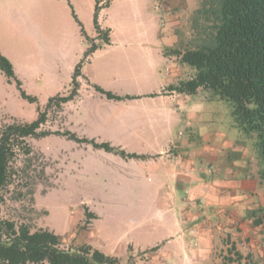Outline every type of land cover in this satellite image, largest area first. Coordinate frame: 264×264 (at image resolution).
Masks as SVG:
<instances>
[{"label":"rangeland","instance_id":"374dc122","mask_svg":"<svg viewBox=\"0 0 264 264\" xmlns=\"http://www.w3.org/2000/svg\"><path fill=\"white\" fill-rule=\"evenodd\" d=\"M136 1L116 0L110 9L112 17L98 13L100 28L110 29V36L113 31L115 39L124 33H138L141 27L131 19ZM97 2L99 7H104L109 0ZM143 2L139 0L141 5ZM185 2L184 11L169 10L168 14L176 23L172 25V33L181 38L174 47L179 50L193 46L207 27L196 18L200 0ZM95 3L96 0H76L74 5L70 0H0V53L12 64L14 72L15 69L19 72L20 77H16L22 83V90L36 98L35 103L22 98L17 85L9 83L0 71V124L13 120L32 122L50 98L69 94L72 70L83 60L85 52L96 45L92 39L97 34ZM142 14L147 15V10H142ZM93 66H97L96 62ZM45 71L51 75L44 74ZM80 71L77 81L90 82L89 70L82 65ZM114 72L111 79L118 80L128 70L118 67ZM115 79L104 82L108 89H103L120 94L124 91ZM86 94L83 88L81 97L77 99V93L73 99L77 100H71L73 103L54 105L40 128L49 134L27 138L29 154L23 150L17 152L12 162L11 183L0 202V231H4L5 222L24 224L32 232L45 229L59 235L61 247L66 250L89 245L116 257L120 264H135V258L143 263L145 254L152 250L137 252L133 248L160 239L157 246L163 250L161 238L170 224L165 215L155 217L164 210L160 190L164 191L168 185L175 196L183 195L174 185H169L164 170L155 176L147 173L151 166L145 163L148 158L145 153L165 141L163 132L158 123L152 128L153 123L145 114H130L121 105H105L102 96L88 98ZM201 94L207 99L202 90L193 98L199 100ZM200 105L201 114L192 122L194 131H209L210 136L215 131L222 132L227 139L253 147L252 138L243 136L233 126L227 102L212 100ZM67 131L139 157H122L90 144L77 143L64 136ZM154 133L159 135L158 139L152 136ZM185 134L184 130H176L171 145L180 144ZM200 141V138L196 140ZM88 213L95 218H89ZM261 217L264 222V215L259 214L258 219ZM256 220L251 228H257ZM245 246L244 250L234 248L231 253L218 249L214 251V259L217 264H264V230L258 227L256 236L249 235Z\"/></svg>","mask_w":264,"mask_h":264},{"label":"crops","instance_id":"0c3cea01","mask_svg":"<svg viewBox=\"0 0 264 264\" xmlns=\"http://www.w3.org/2000/svg\"><path fill=\"white\" fill-rule=\"evenodd\" d=\"M115 1L109 0L106 6L100 7L99 14L111 16L110 9ZM143 1L142 5L136 1V11L131 18L141 27L138 33H124L115 39L111 31L108 44L97 38V34L92 37L97 49L82 64L89 70L90 82H78L77 99L85 88L88 98L99 95L104 97L103 103L107 106L121 105L130 110V114H145L151 119L152 128L158 123L163 132L161 136L165 141L145 153L148 157L145 163L151 166L147 173L155 176L164 170L169 185H174L183 195L175 196L168 185L164 191L160 190L164 210L157 212L155 217L165 215L170 221L161 238L163 250L157 246L160 239L143 243L136 247L138 249L132 246L137 252L152 250L145 254L143 263L135 258V264H217L214 251L221 248L230 253L234 248L244 250L248 236H256L258 227L264 230L263 218L258 219L259 214L264 215L261 165L248 142L246 145L236 139H227L218 131L210 136L209 131L192 129V122L201 114L200 104L209 100L205 94H201L199 100L193 98L199 96L201 90L191 96L166 91L169 85L192 78L194 72L181 63L180 57L164 54L165 50L173 49L181 42V38L172 33V25L176 23L168 16L169 10L184 11L186 2ZM75 2L70 0L73 5ZM142 10H147L148 14L143 15ZM113 54L116 56L107 58ZM95 62L96 67L93 66ZM118 67L125 68L128 73L118 80L111 79L112 72ZM99 71L102 76H98ZM14 74L20 77L16 69ZM44 74L51 75L48 71ZM113 79L122 85L124 92L113 93L122 100H109L94 89V85L108 89L103 83ZM100 100L103 99L100 97ZM179 129L187 134L182 136L180 144L172 146L171 137ZM152 136L159 137L157 133ZM196 138L201 139L200 143ZM256 218L257 228H251Z\"/></svg>","mask_w":264,"mask_h":264},{"label":"trees","instance_id":"16d2710c","mask_svg":"<svg viewBox=\"0 0 264 264\" xmlns=\"http://www.w3.org/2000/svg\"><path fill=\"white\" fill-rule=\"evenodd\" d=\"M99 11L100 7L96 2L94 26L97 38L108 44L110 31H102L100 28L97 22ZM196 13V18L199 17L207 27L195 39L194 45L185 50L171 48L164 52L165 55L180 57L181 63L194 70V75L188 80L169 85L166 91L191 96L202 90L209 101L227 102L233 126L243 136L253 140L254 152L261 165L260 179L264 183V0H200ZM196 21L197 19L194 22ZM81 33L84 35L82 27ZM96 49L97 46L92 45L85 52L83 60L76 65L68 95L50 98L46 107L38 110V116L32 122L13 120L8 124H0V202L4 190L11 183L12 162L17 152L23 150L24 154H29L30 147L26 139L49 134L40 131L47 121L48 111L54 105L61 107L77 96V78L81 75V66ZM0 71L9 83L17 85L22 98L31 103L36 102V98L22 90L12 64L1 53ZM94 89L109 100H122L98 86L94 85ZM64 136L122 157H139L126 154L108 143L78 138L69 131ZM88 215L91 219L95 218L92 213ZM0 264L120 263L116 257L106 255L89 245L63 249L61 237L52 231L39 229L32 232L27 225L16 226L13 222H5L4 231H0Z\"/></svg>","mask_w":264,"mask_h":264}]
</instances>
